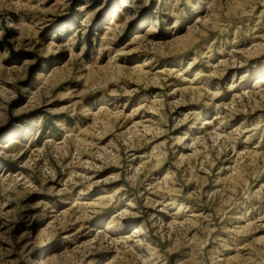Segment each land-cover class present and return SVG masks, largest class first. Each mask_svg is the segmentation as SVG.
Here are the masks:
<instances>
[{"label":"clouds","instance_id":"obj_1","mask_svg":"<svg viewBox=\"0 0 264 264\" xmlns=\"http://www.w3.org/2000/svg\"><path fill=\"white\" fill-rule=\"evenodd\" d=\"M48 4L36 0L17 25L20 8L0 0V41L9 29L26 37L0 60L33 57L0 74L12 86L0 99V264H232V251L240 264H264V241L247 239L264 229V96L241 91L264 82V0ZM142 17L143 35L121 49ZM69 56L72 71L49 87L53 61ZM105 61L140 67L106 75ZM162 168L167 184L156 179ZM249 214L247 231L229 226Z\"/></svg>","mask_w":264,"mask_h":264},{"label":"rangeland","instance_id":"obj_2","mask_svg":"<svg viewBox=\"0 0 264 264\" xmlns=\"http://www.w3.org/2000/svg\"><path fill=\"white\" fill-rule=\"evenodd\" d=\"M12 3H14L15 5H17L20 10H21V15H17L15 13H11L12 16V20L17 24V25H21L23 23H25L27 21V19L33 15V13L30 11V9L32 7H34L36 0H11ZM100 0H97V6L99 4ZM57 0H49V7H52L54 5H56ZM110 7V5L105 6V9H102L101 12H99L97 14V28L100 29V36L103 37L104 31L106 29H103V21L105 19V17L107 16V8ZM91 10H95V8L91 9ZM146 16V14H145ZM23 17V19H22ZM69 19H72L71 17ZM143 20L144 17L141 18L140 23H138L137 25H133L130 29H126L125 30V34L123 37H121L123 43L120 45L121 49H124L125 51H128L131 49L132 44L130 42L135 41L137 37L142 36L143 32L140 31V27L143 24ZM204 22L206 24L212 23V18L211 17H204ZM11 39H17L19 41H25L26 37L23 35V28H19L16 30L13 29H9L8 31H6L5 36L3 41H0V55L3 54V52L7 49L10 48V44L9 41ZM197 39L196 35L194 33L188 34L183 36L180 40L177 41L176 47L177 48H185L188 45L192 44L195 40ZM56 43H61V41H56ZM127 45V48H125V46ZM33 59V57L26 52L21 51L19 54H16L15 52H13V54L11 56H9L7 59L4 60H0V74H4V73H12L14 71H20L22 70V65L25 63V61L31 60ZM59 59V58H58ZM71 61V56H69L68 58L63 59V64L61 65L60 63H58V61H53V64H55L56 66V70L54 72H50L47 75V84L49 87L55 88L57 86L58 81L63 78V76L65 75L66 72L70 73L72 71V68L69 67ZM140 67L139 63L136 64H129V65H118L116 68L113 67L112 64L108 63L107 61H105L104 64L99 66V72H102L106 75H111L114 72H116L119 69H123V68H128L130 70H135L137 68ZM37 68V65H32L31 67L28 68V74L29 77L31 76V73L34 69ZM90 68L92 70L93 75H98L97 72V65L92 64L90 65ZM167 70H174V66L173 65H169V64H165L163 66V68L161 69V71H167ZM199 72V69L196 70V72H193L192 77H188L189 80H192ZM139 75V73L137 74ZM183 87H191L193 89H195L197 87L196 84L194 83H190V84H185L183 85ZM160 89V85H152L150 88V91L153 92V96L152 98L155 97L156 93L159 91ZM11 92L12 91V86L9 84V82L7 80H4L3 82H0V99L3 98V96L5 95V92ZM241 91L244 92H254L257 96H264V82H260V81H256L254 82V84L248 88L242 89ZM240 93L237 92L236 95H239ZM179 98V97H177ZM149 99L148 97H140V101H138V103H142L144 100ZM224 102H231V98H229L228 101H224ZM13 103L15 104V101H13ZM252 103H258L257 100H252ZM21 105H17V107H20ZM136 105H133V107H135ZM144 107H150L149 104H144ZM131 109H127L125 111H130ZM117 119L119 117H116ZM142 123V121L137 118L134 121H132L128 127L125 129V131L128 133L129 136L135 137L136 134L140 133L141 129L139 127H137V125H140ZM144 127H148V125H144ZM83 131V130H82ZM198 138V137H197ZM88 142V141H86ZM101 147H106L105 144H101ZM195 151H199V149H195ZM191 152H181V155H191ZM144 155H147V153H145ZM140 163H144L143 160L140 161ZM236 161H233V165H235ZM201 171H203V169H201ZM236 174V169L233 167L232 173H230V175H235ZM168 176V171L165 169H160L159 170V174L157 175L156 179L157 181H164L165 184H167L166 181V177ZM106 178V177H104ZM197 179H199V176L197 177ZM225 180H227V177H224ZM195 184L196 181H193V184L191 186V190L195 191ZM163 186V185H162ZM206 188L208 187L207 185L205 186ZM106 193H104L103 191L98 193V198H103V196ZM183 199V198H181ZM229 199H231V197H229ZM224 203H226V201H222ZM11 207V206H9ZM69 209L65 208L62 209V212H67ZM194 215L197 213H193ZM251 216V214H249ZM256 219L255 216H251L250 219H247L246 221L244 220H240V221H233L232 224H230L229 226H236L240 229H244V230H248V226L252 224L253 220ZM247 239L249 241L251 240H255L257 242L259 241H264V229H261L257 232L251 233L250 236L247 237ZM235 257V259H233ZM226 260L227 261H231L232 264H240V260L238 257V254L235 251L230 252L227 256H226ZM52 264H58L57 260H53Z\"/></svg>","mask_w":264,"mask_h":264}]
</instances>
